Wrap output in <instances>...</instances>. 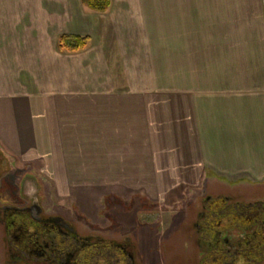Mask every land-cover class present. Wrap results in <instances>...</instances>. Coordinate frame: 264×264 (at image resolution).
<instances>
[{"label":"crops","instance_id":"1","mask_svg":"<svg viewBox=\"0 0 264 264\" xmlns=\"http://www.w3.org/2000/svg\"><path fill=\"white\" fill-rule=\"evenodd\" d=\"M60 35L90 45L59 53ZM0 147L89 216L101 184L263 186L264 0H0Z\"/></svg>","mask_w":264,"mask_h":264},{"label":"flooded vegetation","instance_id":"2","mask_svg":"<svg viewBox=\"0 0 264 264\" xmlns=\"http://www.w3.org/2000/svg\"><path fill=\"white\" fill-rule=\"evenodd\" d=\"M15 171L18 169L0 147V264H139L131 253L134 246L130 239L119 244L93 232H82L61 215L47 213L38 205L46 203V196H40L26 179L29 172L18 177ZM205 203L196 219L189 220L188 238L195 250L190 263L225 264L229 260L230 264H261V192L252 196L217 193ZM243 203L256 211L245 213L244 220L238 222L236 208Z\"/></svg>","mask_w":264,"mask_h":264},{"label":"rangeland","instance_id":"3","mask_svg":"<svg viewBox=\"0 0 264 264\" xmlns=\"http://www.w3.org/2000/svg\"><path fill=\"white\" fill-rule=\"evenodd\" d=\"M27 168L28 166L18 169L15 175L19 177L20 173L29 172L26 179L35 185L40 196H46V203L38 205L47 213L61 215L73 221L80 231L93 232L104 238L114 239L119 244L125 238L130 239L134 246L131 253L139 264H191L190 259L195 250L188 238L189 220L196 219L202 203L212 194L237 193L252 196L259 194L264 188V185H255L251 179L227 180L210 175L209 171H206L205 176H148L143 177L144 182L138 179L128 186L120 183L101 184L98 185L97 191H92L94 193H81V203L95 205L92 215L89 216L81 212L80 207L71 205L70 201L59 199L51 188L52 184L45 177L31 173ZM7 182H10V177ZM5 183L6 181L3 185ZM86 194L90 197L88 195L85 198ZM155 203L161 204V208H154ZM207 204L209 203L204 205ZM232 204L234 203L229 205ZM246 204L248 203L240 204L236 208L238 222L244 220L245 213L256 211ZM82 210L88 211L86 208ZM230 212L233 213L234 209ZM125 213L129 214L124 216ZM228 261L225 264L231 263ZM260 263L264 264V260Z\"/></svg>","mask_w":264,"mask_h":264},{"label":"trees","instance_id":"4","mask_svg":"<svg viewBox=\"0 0 264 264\" xmlns=\"http://www.w3.org/2000/svg\"><path fill=\"white\" fill-rule=\"evenodd\" d=\"M83 11L94 14H107L111 9V0H81ZM90 39L85 36L60 35L57 39V51L65 54H77L85 51Z\"/></svg>","mask_w":264,"mask_h":264}]
</instances>
